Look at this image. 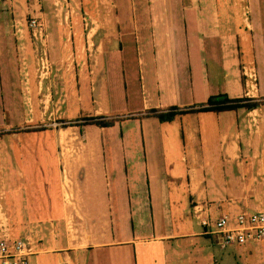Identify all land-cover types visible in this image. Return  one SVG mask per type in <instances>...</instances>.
Returning <instances> with one entry per match:
<instances>
[{
	"label": "crops",
	"instance_id": "crops-1",
	"mask_svg": "<svg viewBox=\"0 0 264 264\" xmlns=\"http://www.w3.org/2000/svg\"><path fill=\"white\" fill-rule=\"evenodd\" d=\"M114 5L117 10L96 15L103 34L96 47L113 49L114 41L120 46L124 35H133L135 45L148 48L145 62L151 67L141 85L146 94L142 105L126 114L141 117L142 137L125 145L122 139L111 141L117 142V152L106 156V141L98 132L114 127L115 120L105 127L84 124L79 138L47 142L51 149L41 155L46 175L41 198L23 205L26 214L18 215L33 221L38 236L34 264H43L41 253L47 250L57 251L63 264H77L78 257L80 264H253L248 256L262 258L264 240L221 246L203 232L192 207L205 196L210 203L204 211L212 218L264 209V185L259 186V179L264 184V106L175 115L181 123L175 155L180 196L172 194L168 178L173 175L162 164L165 122L143 116L150 108L192 107L215 94L253 97L244 70L247 61H256L258 74L264 75V0H114ZM6 41L0 36V64ZM168 142L174 146L176 141ZM140 143L141 158L134 153L128 160L143 169L146 185L130 192L121 190L118 180L116 188L106 187V177L115 171L119 177L126 153ZM70 224L74 235L66 232Z\"/></svg>",
	"mask_w": 264,
	"mask_h": 264
},
{
	"label": "rangeland",
	"instance_id": "rangeland-1",
	"mask_svg": "<svg viewBox=\"0 0 264 264\" xmlns=\"http://www.w3.org/2000/svg\"><path fill=\"white\" fill-rule=\"evenodd\" d=\"M34 3L36 8H33ZM27 6L32 12L25 10ZM113 10H117L114 0H17L6 3L0 0V29L4 28L0 36L7 38L5 59L0 64V207L8 217L12 231L30 236L32 245L38 246V236L33 234V221L23 220L18 215L23 210L26 214L23 205L27 208L35 198H41L46 184L41 155L51 149L47 144L50 139L58 143L60 138L82 137L86 117L98 115L104 116V120H117L114 127L98 132V136L106 141V156L117 152V142L113 144L111 141L122 139L125 145V140H140L142 137L137 120L141 117L126 114L141 106V99L146 94L141 85L145 71L151 67V63L145 62L144 53L148 48L142 44L135 45L133 35H124L120 46L114 41L110 45L113 49L106 45L107 48L100 51L96 47L97 40L103 35L99 26L102 19L96 15L98 11ZM89 15L95 17L92 19ZM30 16H36L43 22L41 40L35 39L27 26ZM219 30L223 32L224 28L221 26ZM140 58L144 64L139 62ZM246 64V74L251 71L256 76L248 83V87L253 85L249 93L256 95L251 97V102L264 106V96L258 93L260 84L264 85V75L258 74L256 61H247ZM100 107L111 112L103 113ZM174 117L161 121L165 122L162 164L164 171L173 175L168 178L172 194L180 196L182 179H178L180 163L175 155L181 123ZM63 127L66 130L61 131ZM89 129L90 126H86L85 131ZM170 139L176 141L174 146L168 142ZM131 148L132 154L126 153V168H122L119 177L117 171L113 173L115 177L111 174L108 179L107 176L106 187L110 184V189L116 188L118 180L121 190L129 188L130 192L134 187L146 185L143 169L133 168L128 160L130 155L135 157L134 153L141 158L138 156L142 151L141 143ZM57 149L59 152L58 146ZM125 149L128 150L129 146ZM109 162L113 163L112 159ZM262 181L259 179V186L264 185ZM204 198L198 200V207L209 206L210 200ZM68 226L66 232L74 235L76 231L71 224ZM260 250L263 257L250 255L249 262L264 264V246ZM56 252H42L43 264H63ZM36 256L38 254L31 256L29 264H34ZM79 262L78 257L77 264ZM104 264L108 263L105 261Z\"/></svg>",
	"mask_w": 264,
	"mask_h": 264
},
{
	"label": "built area",
	"instance_id": "built-area-1",
	"mask_svg": "<svg viewBox=\"0 0 264 264\" xmlns=\"http://www.w3.org/2000/svg\"><path fill=\"white\" fill-rule=\"evenodd\" d=\"M14 1L17 0H2L4 3ZM33 1L37 2L38 0ZM27 26L35 39H42L44 27L40 18L30 16ZM244 72L248 86L249 81L251 83L256 76L251 71L248 74H246L247 70ZM252 89L253 85L250 84L248 90ZM192 208L203 232L214 235L221 246L247 245L264 240V209H241L233 216L225 213L212 218L205 213L203 207L194 205ZM32 248L31 240L27 236L13 233L9 219L0 207V264H29L30 258L34 254Z\"/></svg>",
	"mask_w": 264,
	"mask_h": 264
},
{
	"label": "trees",
	"instance_id": "trees-1",
	"mask_svg": "<svg viewBox=\"0 0 264 264\" xmlns=\"http://www.w3.org/2000/svg\"><path fill=\"white\" fill-rule=\"evenodd\" d=\"M251 97H235L229 98L226 94H215L211 95L207 98L204 103H199L192 107L182 108L179 109L175 106H170L166 109H156L150 108L146 111L144 116H154L160 122L165 120H170L176 114H185L190 112H205V111H224V110H235L240 107L246 108H253L256 107L258 104L255 102H251ZM104 116H91L86 117L84 124H94L100 127L111 126L114 119L104 120Z\"/></svg>",
	"mask_w": 264,
	"mask_h": 264
}]
</instances>
